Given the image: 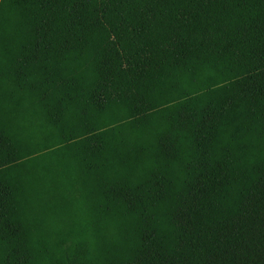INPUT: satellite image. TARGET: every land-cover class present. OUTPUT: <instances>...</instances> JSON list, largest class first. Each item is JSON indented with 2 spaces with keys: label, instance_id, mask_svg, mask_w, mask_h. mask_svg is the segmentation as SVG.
<instances>
[{
  "label": "trees",
  "instance_id": "obj_1",
  "mask_svg": "<svg viewBox=\"0 0 264 264\" xmlns=\"http://www.w3.org/2000/svg\"><path fill=\"white\" fill-rule=\"evenodd\" d=\"M0 264H264V0H0Z\"/></svg>",
  "mask_w": 264,
  "mask_h": 264
}]
</instances>
